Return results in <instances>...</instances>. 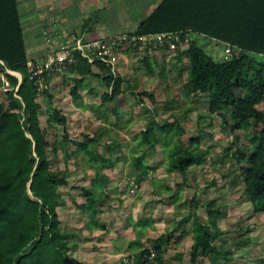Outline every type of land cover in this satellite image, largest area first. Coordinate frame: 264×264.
Returning <instances> with one entry per match:
<instances>
[{"label": "trees", "instance_id": "16d2710c", "mask_svg": "<svg viewBox=\"0 0 264 264\" xmlns=\"http://www.w3.org/2000/svg\"><path fill=\"white\" fill-rule=\"evenodd\" d=\"M163 31L180 33L181 41L176 42L175 51L179 59L186 53L189 57L184 66L186 90L195 97H206L207 112L219 117L232 135L230 145L225 148L226 154L247 163V167L242 169L246 199L252 204L253 215L263 217L264 106L260 104L264 102V59L255 55L264 56V0H160L129 33L143 35ZM190 32L228 42L238 52H233L229 59L216 61L189 39ZM184 44L186 50L182 52ZM119 47L113 63L103 60L91 62L77 52L75 61L65 65L62 72H44L45 87L39 89L26 65L29 57L18 0H0V87L4 83L2 77L11 86L0 96V264H83L67 254L68 234L60 226L57 210L61 194L59 187L69 184L81 191L84 203L76 206L87 211L91 220L95 212L91 205L97 202V198L92 188L71 182L66 174L69 167L61 169L53 165L48 155L51 142L46 128L41 125L40 111L45 103L48 124L55 122L64 127L62 139L65 144L61 148L67 163L76 149L84 150L89 159L99 158L92 149V144L98 140L95 134L82 132L81 140L68 138V116L54 106L50 80L57 75L69 78L72 82L70 93L75 100L81 98L83 81L95 77L100 89L92 87L88 91L98 93L101 104L114 101L127 91L140 97V103L144 95L156 104L152 92L138 90L125 81L115 59L124 53L145 51L139 61L152 72L150 55L161 47L169 49V45L157 44L150 50L148 46L142 50L124 44ZM147 108L153 116L158 112L152 106ZM152 122L157 123L155 116L141 131V142L153 148L158 138ZM208 122L211 123L210 117ZM181 132L179 126L177 134ZM242 139L251 145V149L238 146ZM198 141L195 139L194 142L198 144ZM51 150L55 152L57 148L52 147ZM204 156L200 148L186 146L180 141L171 154L170 169L178 171L186 181L190 168L203 164ZM142 158L144 153L135 156L132 163L141 167L142 173H147L148 166L143 164ZM99 159L106 160L104 157ZM137 177L140 179L141 176ZM213 183L211 180L210 184ZM191 203L195 208L200 204L195 198ZM206 209L207 223L196 212L194 214L196 227L188 264H199L201 255L207 256L210 264H220L221 257H231V248L216 241L220 234L230 232V229L223 230L218 226L219 216L226 213L220 205H211L208 201ZM245 229L248 231L249 227ZM173 233L174 230H166L149 247H144L141 239L135 241L138 249L127 259L132 264H164L163 255ZM234 239L231 241L234 245L252 242L251 237ZM244 264H264V255L259 253Z\"/></svg>", "mask_w": 264, "mask_h": 264}, {"label": "rangeland", "instance_id": "374dc122", "mask_svg": "<svg viewBox=\"0 0 264 264\" xmlns=\"http://www.w3.org/2000/svg\"><path fill=\"white\" fill-rule=\"evenodd\" d=\"M64 1L69 0H34L35 12L27 10L26 0H18L29 58L40 60L49 49L39 30L41 17H48L42 14V9L53 2L62 4ZM117 16L123 19V16ZM188 37L216 61H224L232 55L225 52L222 41L196 32H190ZM181 48L180 51H185L186 45ZM144 52L130 53L132 56L129 54L126 65L120 63L121 56L115 61L119 62L117 68L125 81L138 90L152 92L156 104L144 95L140 103V97L128 91L114 101L101 104L100 97L88 91L100 86L95 77L83 81L82 96L75 100L70 93L72 82L69 78L57 75L50 80L54 106L68 116V138L81 140L84 131L95 134L98 140L92 144V149L99 158L106 159H89L84 150L76 149L67 163L61 148L65 144L62 139L64 127L55 122L48 124L49 114L46 104H42L40 120L51 142L48 155L53 165L61 169L69 167L66 174L71 182L92 188L97 198V202L91 205L92 210L95 209L91 220L89 213L86 218L84 211L77 209L76 205L84 200L81 191L69 184L59 187L61 194L57 210L60 226L68 234V256L83 264H129L127 257L138 249L135 241L141 239L143 246L149 247L161 233L174 230L163 255L164 264H188L196 227L194 214L196 212L208 222L206 201L221 206L226 215L219 216L218 226L223 230L230 229V232L216 237V241L222 243L220 245L231 248V257H221L220 264H244L259 253L264 255V216L257 218L253 215L252 204L246 199L242 183V169L247 163L226 154L225 148L230 145L232 135L219 117L207 112V98L187 92L184 66L189 61L188 54L179 59L174 48L161 47L150 55L153 71L149 72L139 61ZM255 56L264 59L263 55ZM248 73L252 74L251 71ZM148 106L158 111L154 115L157 123L152 122L158 138L153 148L141 142V131L154 117ZM260 106L263 107L264 102ZM179 126L182 128L180 135L177 134ZM179 139L184 145L200 148L205 153L204 163L193 165L186 174V181L178 171L170 169L171 154L180 145ZM195 139H199L198 144ZM238 146L251 149L245 139ZM52 147L57 151L52 152ZM141 153H144L143 164L148 166L147 173H142V168L132 163L133 158ZM211 180H214L213 184H210ZM193 198L200 202L196 208L191 203ZM100 211L108 216L103 220L105 226L101 223ZM107 223L110 224L109 234ZM245 227L249 230L246 231ZM245 237H251L252 242L231 244L233 238ZM102 240L109 242L103 243ZM109 243L120 250L113 252ZM198 263L210 264V259L201 255Z\"/></svg>", "mask_w": 264, "mask_h": 264}, {"label": "crops", "instance_id": "0c3cea01", "mask_svg": "<svg viewBox=\"0 0 264 264\" xmlns=\"http://www.w3.org/2000/svg\"><path fill=\"white\" fill-rule=\"evenodd\" d=\"M26 1L28 2L27 6L25 5L27 10L33 9L35 11L34 0ZM159 1L160 0H69L67 3L64 1L62 4L53 2L50 6L42 9V14L48 17L45 19L41 17L39 20V30H41L43 34L44 41L46 32L50 27H52L51 32H53L54 29L63 30L65 33L82 34L83 37L87 39L101 38L119 32L134 31L142 22L143 18L151 12ZM29 13L27 14L29 15ZM31 14H33V12ZM118 14L121 17L123 16V19H119L117 16ZM129 54L130 53L121 54L123 60H121L120 63L124 62V65H126L131 55ZM97 89H100V86ZM80 94L82 96L81 92ZM95 94L98 95V93ZM81 203H84V200L79 204ZM77 209L79 210L80 208L77 207ZM101 212L102 211L99 212L100 220L105 226L103 220L107 219L108 216L105 215V213L102 215ZM84 214L87 218L88 212L84 211ZM108 224L109 223L106 224V231L109 234L110 224ZM101 242L107 243L109 241L106 242L102 240ZM99 243L100 242H98V244ZM109 245L112 246V243H109ZM119 250L114 248L113 252Z\"/></svg>", "mask_w": 264, "mask_h": 264}, {"label": "built area", "instance_id": "2783aa9c", "mask_svg": "<svg viewBox=\"0 0 264 264\" xmlns=\"http://www.w3.org/2000/svg\"><path fill=\"white\" fill-rule=\"evenodd\" d=\"M45 43L49 45L46 55L38 60L29 58L26 62L31 78L38 84V88L45 87L43 73L62 72L65 65L73 63L79 52L88 61L103 60L114 62V56L119 51L120 45L137 46L140 50L148 46L150 50L157 44H168L170 48H176V42L181 41L177 31H163L154 34L138 35L135 33L121 32L110 34L101 38L87 39L82 34L68 35L63 30H53L51 34L46 32ZM225 52L232 54L238 50L230 43H225ZM112 69L114 66L112 65ZM4 83L0 87V96H3L11 88L8 80L2 77ZM153 255V253H152ZM129 264H132L130 260Z\"/></svg>", "mask_w": 264, "mask_h": 264}, {"label": "water", "instance_id": "95a60500", "mask_svg": "<svg viewBox=\"0 0 264 264\" xmlns=\"http://www.w3.org/2000/svg\"><path fill=\"white\" fill-rule=\"evenodd\" d=\"M13 73H15V74H17L18 76H20L18 73H16V72H13Z\"/></svg>", "mask_w": 264, "mask_h": 264}]
</instances>
